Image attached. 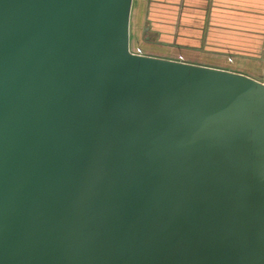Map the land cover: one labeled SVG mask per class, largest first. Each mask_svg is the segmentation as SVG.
I'll list each match as a JSON object with an SVG mask.
<instances>
[{"label":"water","instance_id":"1","mask_svg":"<svg viewBox=\"0 0 264 264\" xmlns=\"http://www.w3.org/2000/svg\"><path fill=\"white\" fill-rule=\"evenodd\" d=\"M131 6L0 0V264H264V82L137 54Z\"/></svg>","mask_w":264,"mask_h":264},{"label":"crops","instance_id":"2","mask_svg":"<svg viewBox=\"0 0 264 264\" xmlns=\"http://www.w3.org/2000/svg\"><path fill=\"white\" fill-rule=\"evenodd\" d=\"M173 5L178 8V20L182 19V26L177 24L172 27L168 20ZM201 20L202 40L199 42L200 47L196 48L193 46L196 38L193 30L199 28L194 23ZM261 37L264 38V0H132L129 25V45L132 50L134 42L141 40L144 44L155 41L167 48L190 53L199 51L226 58L229 63L234 60V70L225 63L216 64L188 55L182 60L241 73L264 82V43L258 44L256 41V38ZM178 39L181 42L178 43ZM161 54V57L181 59L180 54L177 57L169 56L167 51ZM250 59L256 60L263 69L261 77L243 70V65Z\"/></svg>","mask_w":264,"mask_h":264},{"label":"rangeland","instance_id":"3","mask_svg":"<svg viewBox=\"0 0 264 264\" xmlns=\"http://www.w3.org/2000/svg\"><path fill=\"white\" fill-rule=\"evenodd\" d=\"M133 49L135 52L137 51V49H140L142 54L159 55V56L163 55V54H161L163 51L169 52V54H170L169 56H171V57H177V56H179V54L181 55V57L188 55L189 57H192V58H196V59H200V60H204V61H209V62L216 63V64L225 63V65L227 67H229L233 70H234L235 64H236V62L233 63L234 60L231 61L232 63L231 62L229 63V61L226 58H222L219 56L218 57L212 56V55H209L207 53H202L199 51H196L194 53H190L188 51H182V50L177 49V48H171V47L167 48L166 46H163V45H161L155 41L154 42L153 41H147V44H144L143 41H141V40L135 41ZM242 68L247 74H255L258 77L262 76V70L263 69H261L260 65L258 63H256V60H252V59L247 60ZM97 102H99V101H97Z\"/></svg>","mask_w":264,"mask_h":264},{"label":"built area","instance_id":"4","mask_svg":"<svg viewBox=\"0 0 264 264\" xmlns=\"http://www.w3.org/2000/svg\"><path fill=\"white\" fill-rule=\"evenodd\" d=\"M136 52H137V54H142L141 51H140V49L137 50ZM180 58H181L180 60H182L183 57H180Z\"/></svg>","mask_w":264,"mask_h":264}]
</instances>
